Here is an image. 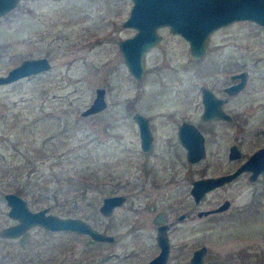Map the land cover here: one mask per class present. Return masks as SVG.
I'll return each instance as SVG.
<instances>
[{
    "label": "rangeland",
    "instance_id": "374dc122",
    "mask_svg": "<svg viewBox=\"0 0 264 264\" xmlns=\"http://www.w3.org/2000/svg\"><path fill=\"white\" fill-rule=\"evenodd\" d=\"M131 5V0H20L0 15V74L28 57L47 56L52 64L41 73L0 84V229L14 221L4 193L21 189L32 209L49 206L53 213L79 215L101 228L106 220L115 236L107 245L112 258L130 256L122 264H134L138 249L151 246L155 211L146 203L175 197V180L169 178L177 165L182 167L176 170L179 187L187 189L189 179L232 166L226 153L236 141L235 131L244 152L264 143L255 130L264 126V26L242 20L216 28L198 60L188 40L162 26V37L144 54L145 72L137 79L118 46L136 31L123 25ZM237 70L248 71L233 108L240 127L202 123L198 87L223 85L225 74ZM98 86L105 87L107 106L82 115ZM183 106L187 110L179 112H188L207 132L206 155L198 162L187 163L177 142L171 146L165 141L175 134L180 118L172 121L171 110ZM136 110L157 124L155 150L148 154L139 146ZM189 169L191 178L185 177ZM123 192L127 203L107 220L99 211L102 198ZM222 197L233 200L234 207L252 203V209L247 216L231 210L208 221L203 236L188 240L204 242L212 255H221V264H235L242 250L255 253L256 260V253L264 252V174L253 183L240 177L208 196L214 202ZM140 222L139 231L134 225ZM59 235L33 227L18 238L0 236V263L28 264L33 251L44 264H58L65 249ZM84 238H75L63 257L72 255L78 258L74 264H80L79 259L96 254L86 249Z\"/></svg>",
    "mask_w": 264,
    "mask_h": 264
},
{
    "label": "water",
    "instance_id": "95a60500",
    "mask_svg": "<svg viewBox=\"0 0 264 264\" xmlns=\"http://www.w3.org/2000/svg\"><path fill=\"white\" fill-rule=\"evenodd\" d=\"M20 0H0V15L10 11ZM132 5L124 26L136 29L133 35L122 38L118 46L124 57L129 72L137 79L144 73V54L155 45L162 37L159 28L168 26L172 33L182 35L189 42L190 51L194 58H198L205 51V41L208 35L221 25L237 19H250L264 26V0H131ZM51 62L47 56L23 58L19 63L12 66L5 74H0V84L9 83L22 77L35 75L48 70ZM245 71L237 75L244 78ZM233 85L241 88L244 80ZM105 87L95 88L93 100L82 111V115H89L103 110L107 106ZM204 112L203 116L221 117L219 108H214V99L208 88L203 86ZM134 120L140 127L141 146L144 150L152 148V133L148 118L139 111L134 112ZM182 144L187 149V157L191 162H196L205 155L204 136L193 123L184 122L179 130ZM238 147L233 144L230 155L237 152ZM264 168V146L253 151L250 156L233 172L218 176H206L195 179L191 188L195 197H200L204 192L216 185L232 179L236 174L245 169H251V178L254 179L258 172ZM4 198L9 208L7 214L16 221L0 229V236L18 237L28 228L40 225L46 229H74L88 233L97 240H112L113 236L106 234L90 222L81 217H60L48 211V206L32 209L27 199L20 193L7 191ZM124 196L110 195L103 198L100 210L109 214L114 205L120 204ZM225 200L219 208L228 204ZM208 212V211H206ZM162 250L147 264H162L159 260L167 253L168 242L165 237L158 236ZM205 247L197 249L193 255L191 264H201L202 254Z\"/></svg>",
    "mask_w": 264,
    "mask_h": 264
},
{
    "label": "flooded vegetation",
    "instance_id": "af4514ba",
    "mask_svg": "<svg viewBox=\"0 0 264 264\" xmlns=\"http://www.w3.org/2000/svg\"><path fill=\"white\" fill-rule=\"evenodd\" d=\"M250 21L253 23H256L253 20L250 19H237L234 21H231L227 24L221 25L217 29L229 25L233 22H238V21ZM257 24V23H256ZM259 25V24H258ZM262 26V25H261ZM216 30V29H215ZM188 42V41H187ZM189 44V42H188ZM153 47V46H152ZM190 48V46H189ZM205 52V51H204ZM193 56V55H192ZM201 56L198 58H193L198 60L200 59ZM241 71H245L246 74H244V78L242 76H238L237 74ZM144 72H145V63H144ZM144 75V73H143ZM142 75V77H143ZM225 76L227 77V82L223 85H218V86H209L205 84H201L197 92L195 93L196 96V104L197 106H200V113L199 117L202 121V123H217L218 125L222 124H230L233 125L236 129L240 127L238 124V116L236 113V110L234 111L233 108L235 109V105L237 102V96L239 95L240 91L245 87L247 83V78H248V71L247 70H240V71H229L228 74ZM142 77L140 79H142ZM244 80V86L241 88L235 87L233 85L237 84L241 80ZM203 86L208 88V92L211 94L209 97L210 99H214L215 102H212L214 108H219L220 113L224 116L221 117H209V116H203L204 112V107H205V102H204V94H203ZM137 99H142L141 97H137ZM182 110H187L185 106L182 108H177V110H171L172 112V121L175 120L176 118L173 117H180L176 123V132L175 134H169L166 142H170L169 145L173 146V142H177L179 148L184 150V155H185V160L187 163L191 162L188 157H187V149L186 147L182 144L181 139H180V126L184 122H189L193 123L197 126V128L201 131V133L204 136V145L206 147V138H207V132L205 129L202 128L201 124L194 122L191 120L190 117H188V112H179ZM144 114L149 121V126H150V131L152 133V148L148 150H144L141 146V137H140V127L135 121L138 129V139H139V146L142 150L143 153L148 154L152 151L155 150L156 146V141H157V130L156 126L157 124L153 122L152 117L140 110H136ZM135 111V112H136ZM179 112V113H178ZM134 119V118H133ZM256 132L258 131L257 134H261L264 136V126L262 127H257ZM167 136V135H166ZM243 137V136H242ZM233 138L236 140L233 143L229 144V148L226 153V162L232 163V166L230 168H227L224 171H221L216 174H211V175H202L197 178H192L189 179L188 184H187V189H183L179 186H181V180L178 172L176 171L177 168L178 170H181V165H177L174 170L171 171L170 174V180L174 179L176 184L175 186L177 187V190L175 189L174 192L171 195H174L175 197H163V199H160L158 203H156V200L153 199L152 202L146 203V208L150 209L154 212V216L152 219H150L151 224H152V231H151V246H149V249L147 247H141L138 249L139 255L137 256V262L134 264H147L151 259H153L156 255L159 254V252L162 250V246L160 245L158 241V236L161 235L162 237H165L168 242L167 246V253L165 257H161L162 264H191L192 263V258L195 253V251L201 247H205V251L202 254L201 258V264H221L223 258L221 255H212L211 254V249L204 243L200 241H196L193 244L190 243V236H193L195 238H200L203 236L207 230V222L216 219L219 216H223V214L228 213L231 210H235L237 213V216L240 217L242 215L247 216L245 213L250 211L252 209V203L245 204L246 206L242 207H234V202L228 197H222L221 200L216 201V199L208 198L209 194L225 187L231 182H234L235 180L239 179L240 177H245L246 179H249L252 183L259 181L261 176L264 174V168L258 172L257 176L252 179V170L250 169H245L241 171L240 173L236 174L232 179L229 181H226L222 184L216 185L213 188L209 189L208 191L204 192L200 197H195L194 194L191 192V188L193 185V181L195 179L201 178V177H206V176H218L222 174H227L230 172L235 171L249 156L250 154L255 151L256 149L264 146V143L257 145L255 148H253L249 152H244L241 148L240 145L241 143L239 142V135L238 132L235 131ZM172 142V144H171ZM233 144H236L238 147V154L236 152L233 154V156L230 155V148ZM205 155H206V148H205ZM205 155L201 158L204 159ZM199 159V160H201ZM198 160V161H199ZM196 161V162H198ZM191 178L190 177V169L186 171L185 177ZM158 183V182H157ZM156 183V184H157ZM174 186V187H175ZM158 187V186H156ZM173 187V188H174ZM183 189V190H182ZM110 195H122L124 196L122 202L120 204H116L113 206L111 212L109 214H104L100 210V205H99V211L100 213L105 216V218L108 220V218L114 213L115 209L121 205H124V203H127L128 196L126 193H112L108 194L105 196H110ZM104 196V197H105ZM103 197V198H104ZM102 198V201H103ZM225 200H228V204L225 207L219 208L218 207L224 203ZM29 205V204H28ZM43 207V206H42ZM49 207V206H48ZM31 208V207H30ZM41 208V207H40ZM234 208V209H233ZM38 209V208H37ZM50 211V207L49 210ZM208 211V212H206ZM51 212V211H50ZM56 215L60 217H81L79 215H75L72 213H55ZM249 214V213H248ZM250 215V214H249ZM85 219L84 217H81ZM243 220H246L248 218L243 217L241 218ZM87 220V219H85ZM16 220L14 219L13 223ZM88 221V220H87ZM90 222V221H88ZM91 223V222H90ZM11 224V223H10ZM104 224L106 228H101L97 226L96 224L91 223L92 226L96 227L97 229L101 230L102 232L106 234H110L113 236L112 240L106 239V240H97L92 238L88 233L85 232H79L74 229H55V230H50L46 229L40 225H34L30 228H28L24 233H22L20 236H25V234H28L31 228L33 227H40L43 228L44 230L48 231H53L56 233H59V246L64 247L65 249L69 250L72 246V242L75 238L77 237H82L85 239V245H88L86 249L90 248L92 251H96V254H91V256L86 259V260H80V264H87L89 259H91L90 262H94L93 264H122V261L125 260V258H128L130 256H120V257H114L112 258V254L110 251L108 244H111L115 241V236L112 232H110V225H107V221L104 220ZM143 223H138L134 225L136 229L139 231L143 227ZM62 235H66V238H63ZM142 236V235H141ZM4 237V236H1ZM18 237H4V238H18ZM67 245L69 246L68 248ZM146 248L148 249V252H146ZM64 249V250H65ZM62 251L64 253L65 251ZM145 250V251H144ZM73 251V249H72ZM8 253V252H7ZM60 253L59 258H58V264H74V262H78V258H74L72 255L71 256H64ZM148 254V255H147ZM146 255V256H145ZM255 253H251L250 251L242 250L240 251L236 256L239 259L235 264H264V252L259 253L257 255L256 253V260L254 258ZM29 257V262L28 264H44L42 260V256L38 255L36 256L33 251L28 254ZM96 258V262L94 260ZM112 259L115 260L116 262H112ZM0 264H3L0 263ZM13 264V263H10Z\"/></svg>",
    "mask_w": 264,
    "mask_h": 264
},
{
    "label": "trees",
    "instance_id": "16d2710c",
    "mask_svg": "<svg viewBox=\"0 0 264 264\" xmlns=\"http://www.w3.org/2000/svg\"><path fill=\"white\" fill-rule=\"evenodd\" d=\"M21 192H22V190L21 189H18L17 193H21Z\"/></svg>",
    "mask_w": 264,
    "mask_h": 264
}]
</instances>
